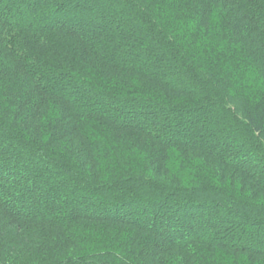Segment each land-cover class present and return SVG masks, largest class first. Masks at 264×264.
I'll return each instance as SVG.
<instances>
[{
	"label": "trees",
	"instance_id": "trees-1",
	"mask_svg": "<svg viewBox=\"0 0 264 264\" xmlns=\"http://www.w3.org/2000/svg\"><path fill=\"white\" fill-rule=\"evenodd\" d=\"M0 264H264V0H0Z\"/></svg>",
	"mask_w": 264,
	"mask_h": 264
}]
</instances>
